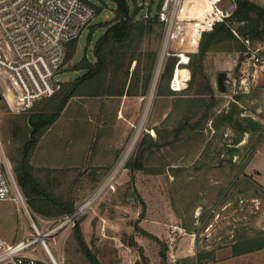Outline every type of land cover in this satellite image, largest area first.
I'll use <instances>...</instances> for the list:
<instances>
[{
  "label": "rangeland",
  "instance_id": "rangeland-1",
  "mask_svg": "<svg viewBox=\"0 0 264 264\" xmlns=\"http://www.w3.org/2000/svg\"><path fill=\"white\" fill-rule=\"evenodd\" d=\"M87 1H91L93 4L100 5L101 7L96 8L95 12L99 9L98 12L95 13V16L91 19L89 24L83 28L78 36L76 42L77 47L75 46L74 50L75 53H73L71 58L64 62L55 76V79L60 82L73 80L76 76L81 74V71L72 72L71 67L83 54L87 57V59H93L92 46L102 32V28H99L98 25L112 19L113 3L111 1ZM127 1L131 3V0ZM251 1L264 7V0ZM158 2L159 0H135V3L138 5L144 3V5H142V12L148 11L149 15L155 14ZM149 3L151 4L149 5ZM147 8H149V10ZM185 8H188L187 3H185ZM190 9V12H193V8L190 7ZM90 31L93 32L90 34ZM253 43L264 44V40L255 41ZM143 46L147 47L148 45L147 43H144ZM151 46L158 50L159 43H154L152 41ZM205 64H207L208 74H215L217 71H227L221 68L216 70L214 66L207 63V59ZM229 73L232 77L238 78L237 69H234ZM159 90L161 91L162 88L158 89V86L155 88L153 93H150V89L148 90V103L140 101L139 97L135 118L130 121H126L129 131L126 134L127 137L124 139L122 151L128 146L132 134L140 126H142L143 129L146 128L148 130L141 131L140 137L131 151L128 161L135 158L137 146L141 139L145 141L144 143H148V136L152 139H157L158 136L156 134V130H160V132L163 133L164 131L171 129L172 126L181 122L183 115L180 114V111L183 113L184 104L183 107H181L182 105H179L178 108H176L172 102L176 96L174 98H170L162 93L159 94ZM240 90L241 89H239L238 85L233 87L230 83L226 92L218 94L224 95L219 99H221V102L222 100H226V102H222L217 105L215 104L213 110L216 111L219 109V111H225L229 100H231L234 95H239V93H241ZM189 93L191 92L189 91ZM0 94V141L6 159L10 164L12 176L20 189L13 170V162L10 160V155L14 153L16 148V143H14L11 139L10 126H12L15 119L21 118L22 115H24L23 113L26 114V110H16L20 108L19 105L16 104L20 101L13 96V93L1 78ZM11 99H15L18 102L15 101V103ZM44 99L45 97L39 99V102ZM144 102L146 106L144 105ZM224 106L225 108L223 109ZM241 108L243 114L256 115V119H258V121L261 118V122H264V94L260 93L257 98L251 100L246 99L244 103L242 102ZM196 133L197 134L195 136H190L189 139L187 136H189L190 133L181 131L180 137L183 139H180L172 146L164 144L159 149L153 148L152 150H147L145 152L143 164L145 165V169L152 170V172H150L152 175H147L148 172H145L144 170H135L136 172H134V175L136 174V176H139L140 183L138 188L139 190H137L140 195L143 194L146 197L145 201L150 206L149 209H146L145 206V208L143 207V205L146 204L141 200V198H139L140 196H138V192L134 184H132L134 187L132 190H130L131 185L125 183L121 185L119 191L116 192L115 185V189L113 191H108L103 194L104 196L109 192L118 193L116 198L120 197V199L117 202L122 203L127 210L134 212V210L137 209V218H142L139 214L141 211L144 210V214L145 211H147L149 216L147 221L143 222L142 226L152 231L156 228H163L160 221L164 218L165 222H168L167 208L171 209L176 216V218L172 220L175 221L176 225L184 227L189 234H191L190 232L195 229L198 231L195 243V252L214 248L216 249L222 245H227L230 241L231 234L238 229H241L246 237L255 236L259 233V231H263L256 225L258 223V216L262 209H264V190L255 180H253V173L249 172V174H247L248 172H245V164L250 157V152L257 139L258 132L250 134L247 133L243 136V140L236 145L238 147L236 155H233L230 161L228 160L229 155L224 154V151L225 145L230 144L232 141L231 129L222 126L219 127V129L212 130L209 128V123L207 122L203 128L198 130ZM52 135L53 134L50 133L43 136V138L40 137L41 139L39 138L40 140H38L37 147H42L44 144H48L47 140L52 138ZM60 142L61 140L56 141V143ZM205 146L206 148L203 151V147ZM205 150L210 152V156L205 153ZM217 151H221L222 153L218 155ZM33 157L34 156H31L30 163L33 167H35L36 159ZM217 164L220 166L217 167ZM200 165L204 168L196 169V166ZM125 166L122 171L126 170L128 173L129 169ZM205 167L210 170L205 171ZM172 169L178 170V176L176 178L172 175ZM211 169L214 170L211 171ZM235 170H240L236 177L233 175ZM57 171L58 176L54 175L53 177L56 176L60 182L55 183L52 188H49H51V192L54 195H66L70 187L69 181L72 177V169L64 166L61 169H57ZM39 174L41 175V173ZM39 174L36 173L38 177ZM120 174H122V172ZM95 186L96 185L92 186L90 192ZM217 189L220 191L218 192ZM112 196H107V200L104 202H109L113 205L115 214L116 209H121L119 212L120 216L126 215V213L128 214L124 207V210H122L119 206H115L118 203L111 200ZM96 204L91 211L81 218L87 216L92 218L96 211ZM193 204H197V207L193 208ZM176 208L179 212L174 210ZM103 210L104 209L99 207V211ZM111 212L113 214V211ZM153 219L158 222L151 221ZM22 220V216L15 202L11 200H0V233L3 238L7 240L10 237L18 239L22 234ZM97 220L98 217H95L92 224H95ZM136 220L131 219L128 214L127 218L124 219L122 223L125 226L126 224L134 223ZM260 224H264V218L263 222L261 221ZM134 232L136 231L134 230ZM67 233L68 232L65 231L58 237V239L56 238L58 242L57 251H55L52 244L55 240H51L49 244L51 252L60 264H65L62 260H60L64 255L65 241L67 240V243H69V241L73 239L71 234L67 237ZM128 236V233L125 231H122L121 233L119 232V240L124 244L126 243ZM184 236V240H191V237L188 234ZM91 238L93 239V235ZM158 246L157 250H159ZM66 250L68 252L66 253L69 254V249L66 248ZM147 250L148 254L151 258H153L152 254H155L154 243L150 242ZM147 259L148 264H150V259L148 257ZM157 259L158 264H160L159 256ZM243 261L244 260H240L236 263L242 264ZM224 264L227 263L225 262ZM232 264H234V262Z\"/></svg>",
  "mask_w": 264,
  "mask_h": 264
},
{
  "label": "trees",
  "instance_id": "trees-1",
  "mask_svg": "<svg viewBox=\"0 0 264 264\" xmlns=\"http://www.w3.org/2000/svg\"><path fill=\"white\" fill-rule=\"evenodd\" d=\"M84 1L91 4L95 10L101 7L100 5L93 4L91 1ZM109 1L113 3V16L110 21L98 25L99 28H102V32L93 43V59L89 60L83 54L71 67L72 72L81 71V74L73 80L61 81L59 88L52 95L45 97L40 102L39 99L33 101L29 107H24L22 102L11 99L13 102H18L15 103L20 108L17 107L19 109L16 110H26V114L23 113L24 115L21 118L15 119L12 126H10L11 139L16 143V148L14 153L10 155V160L13 162V170L18 185L28 204L34 211L44 217H59L71 211L75 203V200L68 193L66 195L52 194L51 188H49L51 187V183H42L36 176L33 165L30 163L35 144L42 133L56 120L68 100L73 96L82 94L87 96H121L124 93L128 95H143L149 86V80L157 56V49L151 46V42H160L162 34L161 23L155 15H149L148 11V16H144V12H142V5L144 3L138 5L135 3V0H131V3L127 0ZM235 2L237 8L234 17L246 21L245 25L240 27L241 32L249 35L252 42L264 40V7L251 0H235ZM147 9L149 10V8ZM200 27L198 24L195 29L193 43L196 41L195 36L198 34ZM91 32L93 31H90V34ZM76 42L77 38L67 44L62 65L75 53ZM144 43H147L148 46H143ZM222 44L228 50H242V45L233 38L228 27L221 22L215 23L210 31L201 32L197 51L189 53L187 64L190 70L189 86L185 92L178 94L177 98L173 101L176 108L181 104L180 101L187 102L183 103L184 109L181 122L163 133L160 130H156L157 139H152L148 136V143H144L145 141L141 139L137 146L135 158L130 159L125 166L130 171L144 170L145 172H152L151 169H145V165L143 164L147 150H152L153 148L159 149L164 144L172 146L180 139H183L180 137L181 131L196 132L197 129H202L209 121L212 126L216 127L215 129H219L220 126L232 128L234 132L233 139L230 145H225L224 151V154L229 155V161L233 155H236L238 150L236 145L242 140L244 132H258L250 155L254 151L264 136V125L259 124L250 117H239L240 109L233 102H230L229 108L225 111L215 114L213 110L215 106V103L212 102L214 100V88L206 71L205 57L210 50ZM133 60H136V62L134 68L130 71ZM175 60L176 57L173 56L166 58L160 75L158 89H161V79L166 78L169 80ZM158 92L164 95L174 94L168 89H162ZM181 94L188 95L189 97L180 99L183 98L179 97ZM237 98L240 97L238 96ZM205 148L206 146L203 147V151ZM205 153L210 156V152H207V150H205ZM221 153V151H217L218 155ZM201 165L196 166V169L204 168ZM219 166L217 164V167ZM214 169H211V171ZM208 170L210 169L206 168L205 171ZM238 172L240 170L234 171V177H236ZM172 175L176 178L178 170L172 169ZM217 191L219 192L220 190L217 189ZM192 207H197V204H193ZM174 210L179 212L177 208ZM143 214L144 210L140 212V217ZM134 230L159 244L158 256L160 264H207L210 261H214L213 253L215 248L196 251L193 258L183 257L170 262L167 259V245L162 240L141 229L136 223L134 224ZM193 232H197V230L195 229ZM73 235L78 249L84 255L87 264H101L95 252L87 246L78 222L74 225ZM126 244L136 248L140 256V260L128 264H148V259L143 254L142 247L138 245L132 235L128 236ZM227 244L230 245L232 256L256 251L264 248V232L259 231L253 237H246L243 231L238 229L233 232Z\"/></svg>",
  "mask_w": 264,
  "mask_h": 264
},
{
  "label": "built area",
  "instance_id": "built-area-1",
  "mask_svg": "<svg viewBox=\"0 0 264 264\" xmlns=\"http://www.w3.org/2000/svg\"><path fill=\"white\" fill-rule=\"evenodd\" d=\"M236 8L235 0H159L154 15L161 23L162 34L153 77L140 101L148 103L147 92L150 89L153 93L158 86L167 56L177 59L170 89L179 91L187 82L188 76L177 72V67L187 66L188 56L172 45H183L181 33L191 31L192 37L198 24L200 28H212L221 22L242 45L236 66L238 78L231 77L230 83L233 87H246L256 69L264 65V44H254L249 35L241 32L240 27L246 21L234 17ZM94 16V7L84 0H0V78L24 107L59 88L60 81L55 76L64 61L66 46L78 38ZM144 16H148L147 12ZM142 129L140 126L134 131L128 146L94 189L59 217H44L28 204L15 183L0 141V200L15 202L23 219L22 234L17 241L7 242L0 233V264H60L51 252V240H55L52 244L57 251L58 237L91 211L105 192L115 189L116 177L127 163L141 131H148ZM170 229L181 235L189 234L176 224ZM197 232L190 235L197 238Z\"/></svg>",
  "mask_w": 264,
  "mask_h": 264
},
{
  "label": "crops",
  "instance_id": "crops-1",
  "mask_svg": "<svg viewBox=\"0 0 264 264\" xmlns=\"http://www.w3.org/2000/svg\"><path fill=\"white\" fill-rule=\"evenodd\" d=\"M210 29V26L200 28L198 30V34L195 36L196 41L194 43V36L191 37L190 35L191 31L186 32L184 30L181 33V36L184 37L183 45L178 46L176 44H173L172 47H178L180 51H183L185 55L188 56L189 60V53L197 51L201 32L210 31ZM239 52L240 51H235L233 49L228 50L227 47L222 44L221 46L214 47L213 50H210L206 54L205 63L207 59V63H210L212 66H214L216 70L221 68L223 70L232 72V70L236 69V66L240 61ZM176 60L174 62L172 74L176 69ZM135 62L136 60L132 61L130 71H132V69L134 68ZM205 66L207 71V64H205ZM180 68L181 71L179 70ZM177 69L179 73L188 76L187 82L182 84V87L179 91H173L169 87V81L172 77V74L169 80H167L166 78L160 80V87L163 90L168 89L174 93L170 95L166 94V96L170 98H174L175 96L177 98L178 94L185 92L190 82L189 68L187 66H178ZM217 72L215 74H209V77L211 76L210 81L212 87L214 88V100L211 101L216 105L222 102H226V100H222L221 102V99H219L224 95H218L222 92L217 89ZM238 87L239 89H241V93H239V95H234L232 99L229 100V102L227 101V107L225 108L224 106L223 109L225 108V110H227L229 108L230 102H233L236 107L240 109L239 117H250L259 124L264 125V122H261V118L258 121V119H256V115L243 114L241 108L242 102L244 103L246 99L251 100L257 98L260 93L264 94V65L256 69L246 87H243L241 85H238ZM140 96V94L128 95L124 93L121 96L78 95L70 98L56 120L41 135V138H43V136H45L46 134H53L52 138L47 140L48 144H44L42 147H37V141L36 147L34 146L33 148L31 156H34L36 159L34 168L35 173H41V175L39 174V177L36 175L40 179V181L42 183H51L52 188L55 183L60 182L56 177L58 176L57 169H61L65 166L66 168L72 169V177L69 181L70 187L67 192L70 196L72 195V198L75 200L74 205L78 201L83 199L86 195H88L90 193V190L92 189V186L97 185V183H99V181L103 179L106 173L113 166L117 157L121 154L124 139L125 137H127L126 134L129 131L126 121H130L135 118ZM238 96L240 98H237ZM179 97H183L180 99H185L189 96L181 94ZM180 102V106L182 105L181 107H183V103H187L186 101ZM221 111L222 110L219 111V109H217L216 111L214 110L215 114ZM180 114L182 115L183 113H181L180 111ZM208 123L210 129L213 130L216 128L215 126H212L210 121ZM226 127L231 129L233 139L234 132L232 128L229 126ZM198 130L200 129H197V131ZM196 132L190 131L189 137L195 136L197 134ZM247 133L248 132H244L243 136ZM59 140H61V142L56 143V141ZM245 167V172H248L247 174H249V172L253 173V180H255L257 184L264 190V136L261 138L256 148L251 153L245 164ZM121 172L122 174H120ZM121 172L117 175V180H115L116 192L119 191L121 185L125 183L131 185L130 190L134 189V187L132 186V184H134L137 190L139 188L140 179L139 176H136V174L134 175V172L136 171L128 170L129 174L126 170H123ZM54 175L56 176L53 177ZM147 175L152 174L148 172ZM115 193H106V195H104L98 201L95 206V214L92 216V218H89L87 216L84 218H80L77 221L79 223V228L87 246L95 252L96 257L101 264H128L140 259L139 254L135 248L130 247L126 243L124 244L119 240V232L121 233L122 231H125L129 236L132 235L134 237L138 245L142 247L143 254L150 259V264H158V243L156 241L148 239L145 236H141L138 232H134L133 224L135 223L138 227L148 233L153 234L167 245L166 253L167 258H169L168 261L174 262L177 259L183 257L193 258L195 256L196 238L188 234L191 237V240H184V235H181L178 232L172 231L170 229V226L172 224H175V221L172 220L176 218L171 209L167 208V215L169 219L168 222H165L164 218H162V221H160L163 228H156L152 231L142 226L143 222L147 221L148 219L149 215L147 211H145V214H143L142 218H137V209L134 210V212L131 210H127L122 203L117 202L119 201L120 197L116 198V195L118 193ZM137 194L138 196H140L139 198H141V200L145 202L146 205L143 206H145L146 209H149L150 206L145 201L146 197L143 194L140 195L139 192ZM107 196H112L111 200L116 201L119 204H116L115 206H119V208H122V210H124V207L128 212L129 217L135 220L137 218V220L132 224H126L124 226L122 221L127 218L128 214L126 213V215L120 216L119 212L121 209H116L115 214L113 205L109 202H104L107 200ZM99 207L104 210L99 211ZM111 211H113V214ZM94 216L98 217V220L96 221V223L94 222L95 224H92L95 218ZM263 218L264 209H262V211L260 212L258 216V223L256 225L260 230L264 231V224H260L261 221L263 222ZM151 221L157 220L153 219ZM73 228L74 226L66 230V232H68L66 236L68 237L71 234L73 239L69 241V243H67V240L65 241L64 255L60 260H62L65 264H87L84 255L78 249L73 235ZM92 235L93 239L91 238ZM18 239L10 237L8 240H5L7 242H14ZM150 242L154 243L155 254H152L153 258H151V256L148 254L147 250ZM66 248L69 249V254H67L68 252ZM213 256L214 261H210L208 263L224 264L226 262L227 264H232L234 262V264H237L236 262L244 260L242 264H264V248L238 256H232L230 245L227 244L216 248L214 250ZM252 259L257 261H253Z\"/></svg>",
  "mask_w": 264,
  "mask_h": 264
},
{
  "label": "water",
  "instance_id": "water-1",
  "mask_svg": "<svg viewBox=\"0 0 264 264\" xmlns=\"http://www.w3.org/2000/svg\"><path fill=\"white\" fill-rule=\"evenodd\" d=\"M231 82V75L227 71H218L216 74V85L220 92H226ZM1 99V94H0Z\"/></svg>",
  "mask_w": 264,
  "mask_h": 264
},
{
  "label": "bare ground",
  "instance_id": "bare-ground-1",
  "mask_svg": "<svg viewBox=\"0 0 264 264\" xmlns=\"http://www.w3.org/2000/svg\"><path fill=\"white\" fill-rule=\"evenodd\" d=\"M178 72V71H177Z\"/></svg>",
  "mask_w": 264,
  "mask_h": 264
}]
</instances>
